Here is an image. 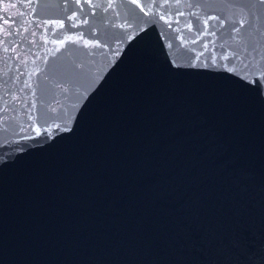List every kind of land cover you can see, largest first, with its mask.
I'll return each mask as SVG.
<instances>
[{"label": "water", "instance_id": "obj_1", "mask_svg": "<svg viewBox=\"0 0 264 264\" xmlns=\"http://www.w3.org/2000/svg\"><path fill=\"white\" fill-rule=\"evenodd\" d=\"M0 264H264V4L0 0Z\"/></svg>", "mask_w": 264, "mask_h": 264}, {"label": "snow or ice", "instance_id": "obj_2", "mask_svg": "<svg viewBox=\"0 0 264 264\" xmlns=\"http://www.w3.org/2000/svg\"><path fill=\"white\" fill-rule=\"evenodd\" d=\"M260 2L262 3V4H264V0H260ZM208 19H219L218 17H209ZM205 23L207 24L208 23V20H205ZM223 23V22H222ZM61 27H63V25H60ZM244 26V24H243V21H241V23H240V27H243ZM235 31H239V28H236L235 29ZM212 34H214V33H212ZM68 39L69 40H73V37H68ZM77 39H79V38H77ZM61 43H63V41H61ZM88 45V42L87 41H85V46H87ZM224 59H228V57L227 56H225L224 57Z\"/></svg>", "mask_w": 264, "mask_h": 264}]
</instances>
